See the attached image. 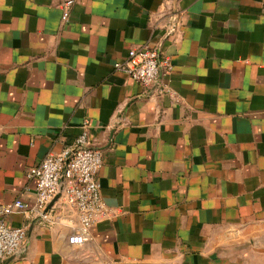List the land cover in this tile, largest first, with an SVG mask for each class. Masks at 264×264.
Masks as SVG:
<instances>
[{
    "label": "crops",
    "instance_id": "0c3cea01",
    "mask_svg": "<svg viewBox=\"0 0 264 264\" xmlns=\"http://www.w3.org/2000/svg\"><path fill=\"white\" fill-rule=\"evenodd\" d=\"M0 0V205L88 127L108 214L56 196L0 264H264V0ZM157 46L142 87L115 64Z\"/></svg>",
    "mask_w": 264,
    "mask_h": 264
},
{
    "label": "built area",
    "instance_id": "2783aa9c",
    "mask_svg": "<svg viewBox=\"0 0 264 264\" xmlns=\"http://www.w3.org/2000/svg\"><path fill=\"white\" fill-rule=\"evenodd\" d=\"M78 1L61 2L64 23L69 21L71 10ZM115 69L148 88L158 81L162 69L169 72L172 65L169 59L161 57L159 47L145 46L131 50L124 62L115 64ZM102 166V154L93 149L86 127L74 146L64 149L60 154L47 156L40 165L32 168L27 178L36 183L34 203L19 198L0 205V263L18 254L27 240L26 229L9 226L7 218L29 211L42 212L58 195L77 210L80 221L79 231L69 237L70 245L83 246L89 242L92 227L100 217L108 214L98 181Z\"/></svg>",
    "mask_w": 264,
    "mask_h": 264
}]
</instances>
